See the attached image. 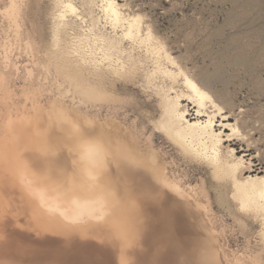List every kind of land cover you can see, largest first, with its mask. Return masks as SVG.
Here are the masks:
<instances>
[{
  "label": "rangeland",
  "instance_id": "rangeland-1",
  "mask_svg": "<svg viewBox=\"0 0 264 264\" xmlns=\"http://www.w3.org/2000/svg\"><path fill=\"white\" fill-rule=\"evenodd\" d=\"M112 1L118 7L120 20L124 23L111 21L112 18L105 11V0H0V74L7 82V89L17 94L14 97L15 104H29L19 95L24 89L38 92L40 89L44 95L47 92L58 99L65 96L66 102L71 103L68 104L80 106L93 119L102 121L110 117L122 125L125 123L126 128L134 129L145 138L149 137L153 148L158 153L160 151L159 156L171 163L170 171L180 177L186 190L207 193L213 233L217 234L211 233L213 239L217 240L215 245L223 243V248H227L225 250L234 261H237L238 254L246 250L259 251L256 235L260 231V224L257 223L259 214L255 216L241 209L239 201L233 196L232 187L213 179L206 164L183 157L158 128V122L164 115L166 96L173 98L175 92L187 93L183 79L188 77L193 81L189 75L192 68L214 66L220 60L228 70L222 87L230 101L229 107L236 111L244 109L240 115L246 117L243 130L240 121L230 119L236 128L238 144L249 141L254 148L252 155L260 152V129H264V0L257 4V8H246L239 0ZM127 18L137 20L139 34H142H138L135 41L123 35ZM223 33L227 34V42H217L216 38ZM106 40L110 44L117 43L121 48L119 52H113L109 62H104L121 70V75L107 80V87L115 99L111 104L116 110L109 106L108 111L107 102L103 108L96 102L80 105L78 100L70 101L72 97L69 93L66 96V91L63 96L56 93L58 90L53 76L44 75L43 65L51 68L65 50L75 60L84 62L86 59L84 65H88L90 59L89 64L92 61L101 64V51L108 45ZM235 41L238 45L232 47ZM239 55L244 57L241 64L234 66L227 59ZM181 56L187 57L184 63H181ZM91 78L96 81L93 76ZM204 92L216 102L210 93ZM4 105L0 102L1 110L6 109ZM251 161L249 165L246 163L243 168L240 167L242 170L244 167V170L247 169L243 178L255 177L258 170H264L260 157Z\"/></svg>",
  "mask_w": 264,
  "mask_h": 264
},
{
  "label": "bare ground",
  "instance_id": "bare-ground-1",
  "mask_svg": "<svg viewBox=\"0 0 264 264\" xmlns=\"http://www.w3.org/2000/svg\"><path fill=\"white\" fill-rule=\"evenodd\" d=\"M260 1L239 0V3L246 8H257ZM105 2V11L112 18L111 21L114 23L122 21L120 20L121 13L119 14L115 2L112 0H105ZM68 7L72 10L71 6ZM127 19L123 35L135 41L134 39H137L139 34L137 20ZM255 34L257 35V32ZM123 35L121 34V36ZM139 35H142L141 32ZM120 40H122L121 37ZM106 42L108 43V40ZM116 44L108 43L106 46L103 44L106 48L102 45L105 49L101 47L104 49L101 51L103 53L101 54L103 55L101 64L95 62L94 64L93 61L89 64L90 59V61L87 60L88 65H84L86 59L84 62H80L73 59L69 51L62 52L58 49L62 52L59 60L55 58L57 62L54 65L51 64V68L43 65L44 75L53 76L52 78L58 90L56 93L58 92L61 96L65 94L67 96L69 93L72 97H70V101L78 100L80 105L84 102L88 104L89 102H96L100 107L107 102L106 104L109 103L107 109L110 106L114 110L115 107L111 103L115 99L107 87V80L110 81L111 78L121 75V70L111 63L107 65L104 62H109L113 57V52L117 53L121 50L120 45ZM231 45L233 47L238 44L235 41ZM227 59L235 66L241 64L244 57L239 55L234 59ZM31 70L33 71V69ZM1 75L0 102L5 103L6 109L1 110L0 107V145L5 143L12 145L18 158L24 161L25 168H27L26 158L30 153L24 135L27 130L33 127L34 120L38 115L42 113L62 115L60 109L69 107L85 117L93 119L92 116L89 117L87 113L83 112L80 106H74L73 103V105H70V102L68 104L64 98L65 96L62 97L64 100L58 99L54 95H48L47 92L44 95L40 89L39 92L24 89L19 95L29 104L17 105L14 102V97L17 94L7 89V82L5 83L6 80ZM91 76L96 78V81H93ZM57 78L61 80L58 81ZM183 83L187 93L178 94L175 92L173 98H170L169 95L166 96L168 98L167 103L163 102L165 103L164 115H162V120L158 122V128L173 142L174 146L183 154V157L203 162L209 169L213 179L230 185L233 189V196L239 201L241 209H246L257 216V214L264 211V170H258L255 177L243 178L242 175L245 174L244 172L247 169L244 170V167L242 170V168L246 163L249 165L252 159L259 158L260 152L257 151L253 156L251 152L254 148L249 141L242 145L238 144L236 128L229 122L232 119L231 113L225 115V109L220 107L221 105H217L218 103L216 104L215 100L208 96L209 94L207 95L194 80L185 77ZM64 92L65 94H63ZM55 95L57 96V94ZM20 97L18 96V98ZM42 98H45V101H42ZM207 103L209 106H207ZM109 118L102 121L108 123L118 122V120ZM96 120L98 119L96 118ZM124 127L126 128L125 123ZM148 139L150 141L149 137ZM56 150L57 148L54 147L53 151ZM159 153L157 152V156L161 166V183L163 187L158 185L157 188L161 191L162 196L158 204L150 205L146 209L148 226L143 240L144 251L136 254L137 264H199L202 254L209 264H237V261L230 258V254L225 250L226 247L223 248V243L218 242L215 245L217 240L215 241L211 234L214 232V226L207 193L186 190L183 187V181L181 182V179H179L180 177L178 178V175L176 176L173 174L174 172L170 171L171 163L169 164L166 159L164 160L163 156H159ZM238 154L240 155L237 156ZM132 178L140 183L147 182V178L141 174H133ZM19 179L25 187L33 191L40 204L50 215L59 216L67 223L78 224L87 220L101 221L100 217H104V212L100 211L103 209L102 202L99 200L73 198L70 204L64 205L59 195H50L49 189L46 187H36L34 177L26 170L20 172ZM11 241L8 246L0 250V264H116V253L113 248L99 243L96 239L75 235L71 238H65L54 231H34L24 220H21L18 226L11 230Z\"/></svg>",
  "mask_w": 264,
  "mask_h": 264
},
{
  "label": "clouds",
  "instance_id": "clouds-1",
  "mask_svg": "<svg viewBox=\"0 0 264 264\" xmlns=\"http://www.w3.org/2000/svg\"><path fill=\"white\" fill-rule=\"evenodd\" d=\"M60 113L38 115L26 131L27 168L12 145H0V250L12 242L11 230L24 220L34 231L96 239L113 248L116 264H137L136 254L144 251L146 209L162 196L157 152L147 138L116 121L90 119L69 107ZM22 170L34 177L36 187L59 195L64 205L73 198L101 201L103 220L70 224L50 215L20 182ZM133 174L147 182H138ZM257 223L259 251L238 254L237 264H264V211ZM199 264H209L203 254Z\"/></svg>",
  "mask_w": 264,
  "mask_h": 264
},
{
  "label": "snow or ice",
  "instance_id": "snow-or-ice-1",
  "mask_svg": "<svg viewBox=\"0 0 264 264\" xmlns=\"http://www.w3.org/2000/svg\"><path fill=\"white\" fill-rule=\"evenodd\" d=\"M216 39L217 42H227V34H220ZM180 59L181 63H184L187 57L181 56ZM227 74V66L224 62L220 60H217L214 66H201L199 69L192 68V70L189 72V75L192 77L193 80L196 81L200 88L210 93L216 99V102L225 109V115H228L229 112H231L232 118L237 121H240V127L241 130H243L244 123L246 121V117H242L240 115V111H243V109H241L240 111H236L235 109H231L229 107L230 101L228 100V97L222 87ZM229 122H231V120ZM262 123H264V119H262ZM260 137L261 149L259 154L262 166H264V129H260ZM100 211L104 212L103 209H101ZM103 218V216L100 217L101 220H103Z\"/></svg>",
  "mask_w": 264,
  "mask_h": 264
}]
</instances>
